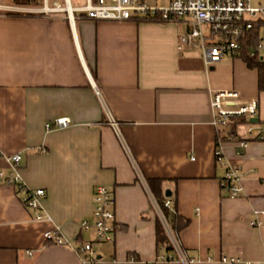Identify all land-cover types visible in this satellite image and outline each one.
<instances>
[{"label":"crops","instance_id":"obj_1","mask_svg":"<svg viewBox=\"0 0 264 264\" xmlns=\"http://www.w3.org/2000/svg\"><path fill=\"white\" fill-rule=\"evenodd\" d=\"M185 28L182 19L0 11V169L19 153L20 178L44 189L39 203L50 218L34 220L21 193L0 183V264H82L72 246L92 236L78 223L90 217L96 184L113 191L114 229L111 241L94 245L93 264H186L157 258L177 253L155 245L149 177L163 179L159 200L168 189L188 219L175 234L187 264H227L222 254L264 264V143L251 140L241 155L224 143L239 167L240 190L228 196L209 107L211 90L232 88L258 100L264 125V90L240 54L206 67L198 49H177ZM60 116L67 125L45 127ZM53 225L69 245L43 238Z\"/></svg>","mask_w":264,"mask_h":264},{"label":"built area","instance_id":"obj_2","mask_svg":"<svg viewBox=\"0 0 264 264\" xmlns=\"http://www.w3.org/2000/svg\"><path fill=\"white\" fill-rule=\"evenodd\" d=\"M53 0L47 4L45 0L39 7L29 5L6 4L0 0V11L10 14L36 12H65L68 20L86 17L93 20H124L144 18L154 21L184 20L185 30L181 31L176 40V48L192 47L198 49L203 64L209 67L220 60L224 54L238 55L243 44L254 39L248 48L249 55L264 60V0H165L163 4H147L144 0H84L82 4L70 5L68 0ZM66 4L70 10L66 9ZM209 107L211 122L216 128L213 155L216 162L224 167L220 179V188L228 196L238 194V170L236 163L231 162L224 154L223 145L229 141L233 145L235 155H241L251 140L264 143V125L258 120L251 121L258 112V100L255 97L243 99L235 89H214L210 91ZM67 116L55 117L47 121L45 127H62L67 125ZM220 129H224L220 132ZM264 154V148H263ZM20 155L12 153L6 157L8 170L0 169V183L9 184L21 193V202L33 210L34 220L50 219L41 209L39 199L44 193L41 187L26 186L17 170ZM153 206L168 234L169 240L176 250L177 256L169 254L158 255L159 259L177 258L184 263L188 259L182 253L178 242L163 218L159 205L152 199ZM114 194L112 189L96 184L92 194V209L90 217L81 219L78 223L82 231L92 232L90 239L72 246L82 264H93L96 260L94 245L111 241L114 229ZM161 204L173 211L170 200L165 196ZM252 225L260 223L251 219ZM43 238L51 243L69 245V242L60 233L58 225L42 232ZM30 254V251H26ZM132 259L131 256L128 257ZM220 261L227 264H259L251 260L234 255H220Z\"/></svg>","mask_w":264,"mask_h":264},{"label":"trees","instance_id":"obj_3","mask_svg":"<svg viewBox=\"0 0 264 264\" xmlns=\"http://www.w3.org/2000/svg\"><path fill=\"white\" fill-rule=\"evenodd\" d=\"M34 1L35 0H9L8 3L15 5H28ZM254 39L250 41L248 40L246 43H244L242 50L239 54L243 57L248 66L254 67L256 69L257 88L258 90H264V60H260L256 56L249 55L248 53V48L252 45ZM145 180L150 192L156 198V200H158L157 203L159 205V209L163 218L165 219L171 232L175 236L179 229L186 224L188 219L177 214L174 208L171 212L167 207L161 204L159 197H161L162 195L161 183L163 179L157 177H149ZM155 245L156 247H163L165 250H172L173 248L172 244L169 241L168 234L166 233L163 224L160 220H157L155 224Z\"/></svg>","mask_w":264,"mask_h":264},{"label":"rangeland","instance_id":"obj_4","mask_svg":"<svg viewBox=\"0 0 264 264\" xmlns=\"http://www.w3.org/2000/svg\"><path fill=\"white\" fill-rule=\"evenodd\" d=\"M1 1L7 4L9 0H1ZM41 1H42V0H35V3H36V4H41ZM49 1H50V0H48V2H49ZM144 1H145L147 4H154V3H156V4L159 5V4H163L165 0H144ZM59 2L61 3L62 1L59 0ZM70 2H71L72 5H74V4L77 3V2L82 3L83 1H82V0H70ZM251 3H252V4H256V0H252ZM8 4H9V3H8Z\"/></svg>","mask_w":264,"mask_h":264},{"label":"water","instance_id":"obj_5","mask_svg":"<svg viewBox=\"0 0 264 264\" xmlns=\"http://www.w3.org/2000/svg\"><path fill=\"white\" fill-rule=\"evenodd\" d=\"M211 66H212V65H211ZM250 120H251V121H255V120H257V119H256V117H251ZM169 194H170V191H169L168 189H165V190H164V195L167 196V195H169Z\"/></svg>","mask_w":264,"mask_h":264},{"label":"bare ground","instance_id":"obj_6","mask_svg":"<svg viewBox=\"0 0 264 264\" xmlns=\"http://www.w3.org/2000/svg\"><path fill=\"white\" fill-rule=\"evenodd\" d=\"M66 9H67L68 11L70 10L69 5H67V4H66Z\"/></svg>","mask_w":264,"mask_h":264}]
</instances>
